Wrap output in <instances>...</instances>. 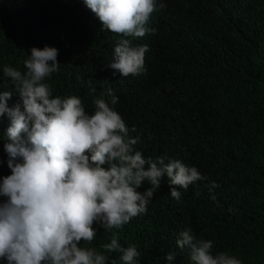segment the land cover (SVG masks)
<instances>
[{
	"label": "trees",
	"instance_id": "obj_1",
	"mask_svg": "<svg viewBox=\"0 0 264 264\" xmlns=\"http://www.w3.org/2000/svg\"><path fill=\"white\" fill-rule=\"evenodd\" d=\"M166 3L150 18L155 34L132 42L149 46L146 72L121 77L108 67L119 37L101 30L83 0H0V92L9 90L5 66L24 71L32 47H54L61 65L46 81L54 95L78 96L91 113L102 83L135 127L136 150L180 160L207 177L180 189L178 201L163 178L147 213L113 230L122 247L141 252L140 264H169V252L176 255L172 264H189L187 250L175 243L189 228L212 240L214 253L264 264V0ZM18 100L14 94L9 106ZM8 126L0 117V181L11 174L3 147ZM212 182L218 187L210 191ZM94 227L95 240L82 246L102 252L112 232ZM104 254L106 264H122L119 253Z\"/></svg>",
	"mask_w": 264,
	"mask_h": 264
},
{
	"label": "clouds",
	"instance_id": "obj_2",
	"mask_svg": "<svg viewBox=\"0 0 264 264\" xmlns=\"http://www.w3.org/2000/svg\"><path fill=\"white\" fill-rule=\"evenodd\" d=\"M83 2L102 31L119 37L108 64L113 75L143 76L149 46L133 43L155 34L150 18L166 7V0ZM30 51L24 71L5 66L2 73L9 82V90L0 92V117L9 120L3 147L11 174L0 181V197L6 198L0 201V260L106 264L104 253H119L122 264H140L141 252L135 245L122 247L113 230L147 213L163 178L178 201L180 189L207 177L180 160L145 158L136 150L140 137L130 135L135 127L130 129L115 110L118 97L102 83L91 113L78 96L54 95L46 81L59 71L58 50L45 46ZM14 94L19 100L9 106ZM145 183L150 186L138 191ZM216 187L215 182L209 185L210 191ZM96 224L112 232L102 252L82 246L95 240ZM175 243L187 250L189 264H242L227 252L214 253L213 241L196 238L190 228L181 231ZM175 258L173 252L165 257L169 264Z\"/></svg>",
	"mask_w": 264,
	"mask_h": 264
}]
</instances>
